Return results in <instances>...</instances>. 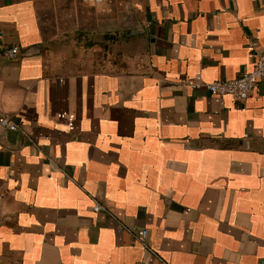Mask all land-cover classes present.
<instances>
[{
	"label": "crops",
	"instance_id": "0c3cea01",
	"mask_svg": "<svg viewBox=\"0 0 264 264\" xmlns=\"http://www.w3.org/2000/svg\"><path fill=\"white\" fill-rule=\"evenodd\" d=\"M0 33V116L38 144L0 130V264H264V85L188 83L253 70L264 0H0Z\"/></svg>",
	"mask_w": 264,
	"mask_h": 264
},
{
	"label": "built area",
	"instance_id": "2783aa9c",
	"mask_svg": "<svg viewBox=\"0 0 264 264\" xmlns=\"http://www.w3.org/2000/svg\"><path fill=\"white\" fill-rule=\"evenodd\" d=\"M1 38V33H0ZM6 55L9 57H16L19 55L18 47H8L6 49ZM255 67L252 71L231 80H215L205 82L200 75L191 78L188 83L193 88L205 87L210 93L217 95H229L238 100L247 99L255 90L259 84L264 85V56L254 55ZM7 129L10 131H16L22 133L28 138V140L38 147L37 142L31 137L30 134L23 128L20 122H18L13 116L8 114H1L0 116V130ZM2 192L0 190V202L2 199ZM95 211L109 212L108 207L98 200H95L94 204ZM118 228L120 230L131 233L142 245L148 247L147 236L148 230L143 228L136 230L118 221Z\"/></svg>",
	"mask_w": 264,
	"mask_h": 264
},
{
	"label": "rangeland",
	"instance_id": "374dc122",
	"mask_svg": "<svg viewBox=\"0 0 264 264\" xmlns=\"http://www.w3.org/2000/svg\"><path fill=\"white\" fill-rule=\"evenodd\" d=\"M79 49H74V53H73V56H72V59H78V57H81V56H83V55H81L80 53H79V51H78ZM103 50V49H102ZM113 50H114V48H113ZM113 50H112V48H111V50L109 49V51L108 50H103V53L101 54V55H99V54H87V58H89V59H94L95 57L97 58V59H102V61H103V63H105V64H108V63H111V62H113L114 63V61H117L118 63H120V62H123V61H125L126 60V56H124V54H122L123 52L121 51V54L116 58L115 56H116V54H115V50H114V52H113ZM56 58H58V60H65V55L64 54H62L61 56L60 55H58ZM66 66H68V64H65Z\"/></svg>",
	"mask_w": 264,
	"mask_h": 264
}]
</instances>
